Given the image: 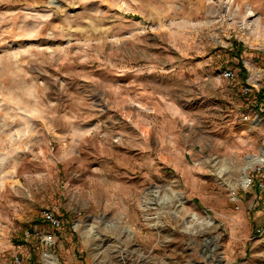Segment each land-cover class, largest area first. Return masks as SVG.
I'll return each instance as SVG.
<instances>
[{
    "label": "rangeland",
    "instance_id": "1",
    "mask_svg": "<svg viewBox=\"0 0 264 264\" xmlns=\"http://www.w3.org/2000/svg\"><path fill=\"white\" fill-rule=\"evenodd\" d=\"M263 96L264 0H0V264H264Z\"/></svg>",
    "mask_w": 264,
    "mask_h": 264
},
{
    "label": "built area",
    "instance_id": "2",
    "mask_svg": "<svg viewBox=\"0 0 264 264\" xmlns=\"http://www.w3.org/2000/svg\"><path fill=\"white\" fill-rule=\"evenodd\" d=\"M221 74L226 77L227 79L234 80L237 77V71L232 67H226L221 71ZM242 92H250L251 86L250 85H242L241 87ZM259 97V96H258ZM257 97V98H258ZM260 98V97H259ZM264 99V96L262 97ZM260 109L263 110L262 107ZM262 112V111H260ZM255 170L258 173L257 176V186L264 189V165H258ZM43 217L46 221L51 223L52 225H58L60 223V220L54 215L53 211L48 209L43 211ZM16 260L22 264L19 260V258L16 256Z\"/></svg>",
    "mask_w": 264,
    "mask_h": 264
},
{
    "label": "bare ground",
    "instance_id": "3",
    "mask_svg": "<svg viewBox=\"0 0 264 264\" xmlns=\"http://www.w3.org/2000/svg\"><path fill=\"white\" fill-rule=\"evenodd\" d=\"M253 122H256L255 124H260L261 117L259 115H256L253 119ZM264 163V147L259 153H254L249 156H247V159L240 164L239 170H240V176H239V183L243 186H246L249 182L248 177V170L252 168L255 165ZM218 172H222V168H218ZM47 259L51 262H55L54 257L47 256Z\"/></svg>",
    "mask_w": 264,
    "mask_h": 264
},
{
    "label": "trees",
    "instance_id": "4",
    "mask_svg": "<svg viewBox=\"0 0 264 264\" xmlns=\"http://www.w3.org/2000/svg\"><path fill=\"white\" fill-rule=\"evenodd\" d=\"M242 45V43H240V46ZM239 53H236L235 55H238ZM240 66H241V73L243 74V76L245 77V75H246V73H247V69H246V67L241 63L240 64ZM259 95V97H261L262 96V93H259L258 94Z\"/></svg>",
    "mask_w": 264,
    "mask_h": 264
},
{
    "label": "crops",
    "instance_id": "5",
    "mask_svg": "<svg viewBox=\"0 0 264 264\" xmlns=\"http://www.w3.org/2000/svg\"><path fill=\"white\" fill-rule=\"evenodd\" d=\"M227 91H228V89H227Z\"/></svg>",
    "mask_w": 264,
    "mask_h": 264
}]
</instances>
